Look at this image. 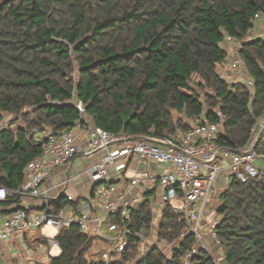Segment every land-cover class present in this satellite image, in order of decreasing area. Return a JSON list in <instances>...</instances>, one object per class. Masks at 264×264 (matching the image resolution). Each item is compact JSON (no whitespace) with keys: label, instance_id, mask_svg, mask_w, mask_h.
<instances>
[{"label":"trees","instance_id":"16d2710c","mask_svg":"<svg viewBox=\"0 0 264 264\" xmlns=\"http://www.w3.org/2000/svg\"><path fill=\"white\" fill-rule=\"evenodd\" d=\"M258 13L264 0H0V118L19 123L1 133L0 185L24 183L27 163L42 151L34 127L58 134L82 122L76 100L94 126L143 136L216 121L220 110V141L243 146L264 113V35L245 40L257 20L264 31ZM227 38L244 40L239 56L253 86H230L219 71ZM219 199L215 230L226 263L264 264V180L232 178ZM68 203L79 202L60 198L49 207ZM125 223L177 240L172 256L158 248L140 254L142 238L130 233L117 259L90 258L95 238L72 224L56 235L62 252L50 264H183L195 243L193 234L179 239L186 221L169 205L155 221L149 198ZM192 264L214 262L200 249Z\"/></svg>","mask_w":264,"mask_h":264},{"label":"built area","instance_id":"2783aa9c","mask_svg":"<svg viewBox=\"0 0 264 264\" xmlns=\"http://www.w3.org/2000/svg\"><path fill=\"white\" fill-rule=\"evenodd\" d=\"M255 18H264V13L256 14ZM230 39L237 44L236 48L240 49L244 40ZM242 66L244 65L238 54L234 56L227 53L221 67H224L222 75L230 86L236 82L253 86L254 82L250 76L235 79L234 74L241 72ZM75 105L82 116L81 121L87 127L84 142L82 144L78 142L75 126L58 134L48 130L40 131L38 127H34L33 133L41 143L42 151L27 163L24 171L25 181L19 188L10 189L0 185V203L10 197L42 196L46 193L41 189L42 184L55 169L71 163L76 157L90 158L102 152L104 153L102 159L92 164L86 171L95 187L93 201L97 213H92L89 207L79 215L69 214L64 208L51 211L48 204L38 212L26 207L9 212L2 211L0 241H13L15 234L33 229L44 231L52 228L58 232L64 227L78 224L84 234L93 238H106L105 227L114 232L111 244L115 255H111L110 252L103 253L102 259L105 262L120 256L128 245L130 233L142 238L140 254L158 248L166 256L171 257L177 240L170 242L167 239H159L157 233L149 235L144 230L135 231L125 223L131 218L132 210L145 200L136 190L145 187L149 191L148 183L152 180L160 187V199L155 204L160 215L169 205L186 221L179 239L182 240L190 234L195 238L194 245L182 258L183 264H192V258L200 249L207 252L214 264H227L215 230L219 218L214 214L208 217V208L216 196L215 188L219 178L225 188L230 185L232 178L242 182L256 177L264 180V113L256 120L247 143L235 148L220 141L224 123V116L220 110L216 112V121L202 123L197 121L190 129L173 135L143 136L124 131L112 133L96 127L86 117L83 102L76 100ZM18 124L12 117L7 115L1 117L0 142L2 131L16 128ZM125 156L144 158L159 164H172L173 169L158 176L143 172L141 176L131 180L124 192L115 195V187L112 184L114 177L110 174L109 166H114L116 173L121 174L125 164L118 163V160ZM68 181L65 180L63 183L66 184ZM117 215L122 218V223L110 221L111 217ZM50 241L52 247L46 257L48 264L56 256L54 247L59 245L56 236Z\"/></svg>","mask_w":264,"mask_h":264},{"label":"crops","instance_id":"0c3cea01","mask_svg":"<svg viewBox=\"0 0 264 264\" xmlns=\"http://www.w3.org/2000/svg\"><path fill=\"white\" fill-rule=\"evenodd\" d=\"M257 21L260 22V20ZM263 35L264 31L261 25L258 37H261ZM225 41L223 43H225ZM222 47L227 51V53H230L228 52L227 46L225 48L222 45ZM75 127L77 128L78 134L77 140L80 144H82L87 137L86 124L84 122H79L75 125ZM103 154L104 153L99 152L98 154L90 158L76 157L71 163L58 167L42 184L41 189L42 191L46 192L45 194L40 197L21 196L18 201L14 199L9 200L10 202L5 205L0 203V212H9L21 207H26L33 212H38L45 205H50L53 202L58 201V199L60 198H65L74 202H79L77 205L68 203L62 207L69 214L79 215L84 211L86 207H89L92 213H97V208L93 201L95 187L86 171L87 168L92 164L100 161L103 157ZM118 163L125 164V169L121 174L116 173L114 166H109L110 174L114 177L112 184L115 187V195L124 192L127 186L130 184L131 180L135 177L141 176L143 172H148L150 174H153L154 176H158L173 169L172 164H159L155 161L138 158L135 156L122 157L118 160ZM65 180L69 181L64 184L63 182ZM148 186H150L148 187L150 188L149 191H147L145 187H139V189L136 191L139 195H142L143 199L151 198V208L155 217V221H157L161 217L160 212L155 205L160 199V187L152 180L148 183ZM222 188L223 186L221 178H219L215 188V194H221L223 192ZM217 200L214 203V205L216 206V210L218 208ZM214 205L209 206L208 212H210L211 208H213ZM144 231L149 235H155L157 233V228L152 226L151 229H145ZM58 232H56L52 228L45 229L44 231L33 229L25 233L15 234V236L13 237V241H0V264H48L46 262V257L47 255H49L50 249L52 247L50 240L52 239V237L56 236ZM103 239L111 243V238ZM18 243L21 246L22 250L13 251L11 253V246H16ZM53 250L56 254L55 257L61 255L62 250L59 245L57 247H54Z\"/></svg>","mask_w":264,"mask_h":264},{"label":"rangeland","instance_id":"374dc122","mask_svg":"<svg viewBox=\"0 0 264 264\" xmlns=\"http://www.w3.org/2000/svg\"><path fill=\"white\" fill-rule=\"evenodd\" d=\"M261 25H262L261 22L256 21V25H255L254 29L249 32L248 37L249 38H251V37H253V38L258 37V34L260 32ZM248 37H246L245 39H248ZM222 45L225 48L227 46L228 52H230V54H232L234 56L237 55V54L239 55V48H236L237 44H235L234 41H232L230 38H227L226 41H225V43H222ZM223 70H224V67H221L220 66L219 67V71L222 73ZM241 70H242L241 72H237L236 74H234L235 79H238L240 77L246 78V77H249L250 76L249 73H248V71H247V69L245 68V66H242ZM228 73H231V72H228ZM231 74H233V73H231ZM194 80H198L197 77H194ZM7 116H9L10 118L12 117L10 115H7ZM176 118H177V116H176ZM197 121L198 120H193V121L187 120V122L189 124H191V125L195 124ZM222 189L224 191L226 188L223 187ZM220 196H221V194L216 195L215 198H214V201H212V204H210V205L213 206L214 203L216 202V200ZM217 201H218V205H217V207H218L219 204H220V199H218ZM215 207L216 206L214 205V207L211 208L210 212H208V214H207L208 217L212 216V214L216 215L215 214L216 213ZM104 236L106 238H113L114 237V232L108 230V228L105 227V229H104ZM112 247H113V245L111 243H109L107 240H105L103 238H95V240L93 242V245H92V247L90 248V250L88 252V257L93 258V257L99 256V255L101 256V254L103 252L109 251V249L112 248ZM21 250H22V248L19 245V243L16 246H11V249H10L11 253L13 251H21ZM94 254H97V255H94Z\"/></svg>","mask_w":264,"mask_h":264}]
</instances>
